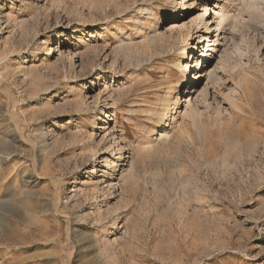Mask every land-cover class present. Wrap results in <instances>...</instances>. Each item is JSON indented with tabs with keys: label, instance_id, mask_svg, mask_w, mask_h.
Masks as SVG:
<instances>
[{
	"label": "rangeland",
	"instance_id": "rangeland-1",
	"mask_svg": "<svg viewBox=\"0 0 264 264\" xmlns=\"http://www.w3.org/2000/svg\"><path fill=\"white\" fill-rule=\"evenodd\" d=\"M202 1L0 0V264H264V29Z\"/></svg>",
	"mask_w": 264,
	"mask_h": 264
},
{
	"label": "bare ground",
	"instance_id": "bare-ground-1",
	"mask_svg": "<svg viewBox=\"0 0 264 264\" xmlns=\"http://www.w3.org/2000/svg\"><path fill=\"white\" fill-rule=\"evenodd\" d=\"M177 1H179V0H173V2L175 3L176 6L173 7L171 9V11L169 10L171 12V14H170L171 19L174 20L173 21V24H172L174 26L179 25V22H177V20H175V19H177V17H179L180 14H182L183 7H185V5H183V7L180 5L183 2H180V3L178 2L177 3ZM209 1H214V0H209ZM242 1H243L242 2L243 3L242 8L237 13L235 12L236 14L234 13L233 18H230V16L226 15L221 10H219L218 12L215 11L214 8H218V5H219L218 3H215L214 4V8L213 9H211V7H209V5L202 3V6H203L202 9H201L202 10V13L197 18V21H199V23L202 22L206 26L207 29H210L209 23L211 21L208 22V21H206V19L210 18L211 17V14L214 13L213 14V19H214V23H216V25H217L216 26L217 32H218V29L219 30L221 29V34H222V37H223V41H225V43L226 42L228 43V40H229L228 35H226V32L224 31L225 25L233 22L232 28H233L234 32H236V30H240L243 27L245 15H249V18L252 20L251 25L255 27V31H258V29H260V31H261V29H264V10H263V7L260 8V7H258L256 5V4L259 3L260 0H242ZM202 2H204V0ZM260 3H262V2H260ZM148 13H151V12H148ZM190 33H191V31L189 30L188 33L186 35H184V37H183V39L185 41V46H184L183 53H182L183 56H184V59L185 58L187 59V56H186L187 49H189L188 52L193 53V52L196 51V48H197L196 45L194 46V45H192V43H190V41L192 40ZM260 37H263V41H264L263 30L261 32V36ZM0 38H1V36H0ZM206 38H208V36ZM214 38H216V40H209L208 41V43H213L212 45L205 46L206 49L202 53V55L204 56L203 57V60L200 61L199 59H196V62H197V70L198 69H201V70L197 72V75L196 76H194V80L195 79H200L202 77V75H204V76H206L208 78V80H210V82H213L214 85H215V82L220 81L222 78L220 76H217V72H216V69L215 68H210V63H211L213 57H215V55H213V53L216 52V50H217L216 49V46H219V48H221L223 46L220 45V40H219V34L218 33L215 35ZM234 38L232 39V41L234 40ZM238 49H239V47H238ZM9 54H8V56H9ZM2 55H4V54H2ZM195 56H196V54H195ZM195 56L193 57V59H195ZM222 61H223V59H222ZM179 67H180V70L183 73H185V70L189 69V67H190L189 60H186L185 65L180 64ZM251 75H252L251 71H249L247 69H243L242 70V74H238L237 73V78L234 79V84H235L236 89H238V91H241L242 94L243 93L245 95L248 94L247 93V89H246L247 88L246 87L247 86L246 83L248 82V77L251 76ZM186 78H187V81L186 82L187 83H190L191 80H189V78H190L189 73H186ZM194 87H195V85H192L191 86V90L196 91L195 90L196 88H194ZM207 89L208 88L204 87L203 88V91L201 93L198 92V94H196L197 95L196 96V100L199 99V98H201V97L205 98V100H206L209 97V90H207ZM177 102H178V97L175 98V99L168 100V102L166 103V105L163 107L164 108V110H163V116L165 118L169 117V115L171 117H174L175 116L174 114H172V112L176 110ZM230 104L232 106H234L236 109H238V108L240 109L241 108L233 100H230ZM101 115L104 116V117L106 116V114L105 115L103 114V110H102ZM102 120H103V118L101 119L100 123H102ZM162 120H163V118H162ZM194 120L196 121V118ZM96 124H97V122H94V127H97V129L103 128L101 126H95ZM179 135L180 134H177L175 137H178ZM160 139H161V137H160ZM6 146H7V142L5 140H3V139L0 138V152L4 153V155L6 156V158H8V157H10L12 155V153H6V150L7 149H4ZM117 158H119V161L120 160H124L122 154H119V156H117ZM106 161H108V158H106ZM118 168L119 167H117L116 170H118L119 174H116V177H115L116 178L115 179L116 181H114V179H113V182H111V184L108 185V186H110L109 187V191L112 189V187H115L116 184H119V187L118 188L121 189V191L123 190V186L121 184V181L124 178L121 175V173L123 172L124 168L123 167H120L119 169ZM102 182H104L103 179H102L101 183ZM99 189H101V188H99V185H98L97 187H94L92 191H94V190L96 191V190H99ZM87 191L90 192L91 190H87ZM103 195H105V194L103 193Z\"/></svg>",
	"mask_w": 264,
	"mask_h": 264
}]
</instances>
